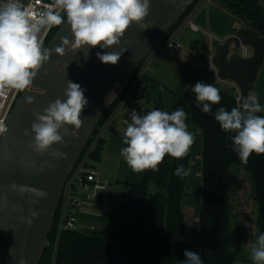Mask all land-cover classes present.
<instances>
[{
    "label": "trees",
    "instance_id": "1",
    "mask_svg": "<svg viewBox=\"0 0 264 264\" xmlns=\"http://www.w3.org/2000/svg\"><path fill=\"white\" fill-rule=\"evenodd\" d=\"M197 0L190 5L181 19L169 31L178 28L183 18L192 10ZM225 9L231 17L247 24L264 35V0H211ZM58 28L54 26L46 41ZM141 67V66H140ZM140 67L132 75L119 96L103 114L99 124L89 138L87 145L75 167L85 159L84 166L92 168L93 162L100 160L105 139L95 138L96 132L104 125L112 111L122 102L119 109L123 118L130 122L132 110L144 115L153 109L171 113L183 108L187 114L186 124L196 126L201 133V202L198 213L199 242H187L182 197L186 184L174 175L178 164L189 169L190 151L180 160L165 156L159 171L142 172L137 182L124 181L126 199L118 207L127 215L110 214L108 227H86L83 230L67 229L56 238V228L60 204L53 225L48 234L49 246L44 250L39 264H182L185 250L200 255L203 264H246L238 258L231 246V181L232 166L248 172L253 198L257 205V226L264 233V154L250 155L248 162L242 163L232 149L231 136L221 130L214 113L224 107L226 110L241 108L233 90L219 89L221 102L212 105V111L204 113L202 105L191 101V89L183 93L173 92L169 102L162 99L167 93L165 86H159L155 97L148 92L151 81L147 73H142L131 89V97L124 98ZM264 74V66L261 69ZM163 89V91H162ZM125 99V100H124ZM259 100V98H258ZM151 106L145 103L149 102ZM261 104V103H260ZM262 105V104H261ZM264 115V112L258 113ZM114 132V126H108ZM94 141L93 145L92 142ZM92 145V146H91ZM74 167V168H75ZM100 190L93 202V208L103 209ZM61 202V201H60Z\"/></svg>",
    "mask_w": 264,
    "mask_h": 264
},
{
    "label": "water",
    "instance_id": "2",
    "mask_svg": "<svg viewBox=\"0 0 264 264\" xmlns=\"http://www.w3.org/2000/svg\"><path fill=\"white\" fill-rule=\"evenodd\" d=\"M193 2L150 0L149 15L141 24H131L119 45L109 49L92 48L87 58V49L73 52L69 48L63 57L55 53L62 37L74 39L66 23L44 41V47L52 55L30 89L19 91L7 115V132L0 135V264H20L21 260L24 264H39L49 246L48 234L66 182L103 114ZM211 46L214 49L211 64L217 70V77L237 87V102L242 107L243 99L254 91L258 73L264 66V35L242 24L223 41L213 39ZM242 47H250L251 53L239 54ZM107 51L123 52L116 65L103 64L97 58V52ZM68 80L78 83L88 100L81 114L82 126L77 135L64 136V144L52 146L64 153L63 157L53 156L52 149L37 153L31 147L34 113L43 114L49 103L58 98L65 100ZM29 96L33 98L32 104L26 103ZM67 128L69 132L74 131L72 126ZM26 130L29 135L25 134ZM60 134L64 135L63 129ZM21 187L45 195L21 192Z\"/></svg>",
    "mask_w": 264,
    "mask_h": 264
},
{
    "label": "clouds",
    "instance_id": "3",
    "mask_svg": "<svg viewBox=\"0 0 264 264\" xmlns=\"http://www.w3.org/2000/svg\"><path fill=\"white\" fill-rule=\"evenodd\" d=\"M150 6V0H52L44 6V11L33 14L31 8L23 6L20 0H6L0 5V97L11 90L30 89L42 66L49 61L52 52L40 39L42 30L66 23L74 39L70 41L62 37L55 53L63 57L66 49L73 52L87 49V58L92 48L109 49L119 45L130 25L141 24L149 15ZM122 53L97 52L96 56L103 64L116 65ZM189 87L204 113L211 112L212 105L221 102L220 91L212 84L197 82ZM64 96L65 100L58 98L49 103L43 114L34 113L31 147L37 153L48 152L54 144H64V136L77 135L82 126V110L88 104L84 89L68 80ZM26 103L32 104L33 98L27 97ZM261 112H264V106L258 97L248 95L241 108L234 107L229 111L220 107L214 113L221 130L234 133L230 137L231 147L242 163L246 164L253 153L264 154V115H258ZM186 119L183 108L171 113L153 109L144 115L132 110L131 122L127 123L123 136L126 147L120 150L128 167L136 173L156 172L166 155L177 160L186 157L195 139L187 130ZM67 126H72L74 131L69 132ZM61 129L64 135L60 134ZM6 132V126L0 123V135ZM25 134L30 133L26 130ZM51 154L57 158L64 156L55 149ZM189 173L190 169L183 164H178L174 171V175L181 179ZM20 191L45 195L24 187ZM183 255L182 264H203L196 252L185 250ZM250 259L253 264H264V233L252 244ZM20 264L24 261L21 260Z\"/></svg>",
    "mask_w": 264,
    "mask_h": 264
},
{
    "label": "rangeland",
    "instance_id": "4",
    "mask_svg": "<svg viewBox=\"0 0 264 264\" xmlns=\"http://www.w3.org/2000/svg\"><path fill=\"white\" fill-rule=\"evenodd\" d=\"M188 18L197 26V31L190 29ZM240 25V20L231 17L225 9L211 0H197L178 28L169 32L165 40L161 41L145 58L124 98L131 97V89L140 75L145 72L151 77L148 86L151 98L156 96L159 86H165L168 89L167 93L162 95V99L169 102L173 92L183 93L191 89L189 86L203 82L223 90H231L233 87V93L238 99L237 87L230 81L220 80L217 77L216 68L211 65V55L214 53L211 41L213 39L223 41ZM173 38L180 45V49L176 50L168 46V42ZM247 49L248 52L252 51L250 47ZM238 52L242 54V48ZM250 95H256L264 106V74L261 70L258 73L255 89L250 92ZM191 101L197 104L193 92ZM145 104L151 106L150 101ZM121 105L122 102L112 111L95 135V138L102 136L105 139L100 160L92 163V169L98 173L99 179L107 182L106 188L100 192L104 200V208L100 210L92 206L90 213L79 214L76 230H83L86 227H108L110 224L107 219L110 214H118L120 218L127 217L118 207V203L125 200L127 196L124 181L137 182L142 173L133 172L120 155L121 148L126 147L123 144V136L127 126L122 122L123 112L118 113ZM110 124L114 126V132L109 131ZM187 130L195 139L190 151V173L186 178L181 203L185 221V239L187 242L198 243V213L202 187L201 133L193 125H189ZM93 143L94 141L92 145ZM231 169V246L237 252L238 258L253 263L250 259L251 247L260 235L257 226V205L253 198L248 172L243 169L234 170V166Z\"/></svg>",
    "mask_w": 264,
    "mask_h": 264
},
{
    "label": "built area",
    "instance_id": "5",
    "mask_svg": "<svg viewBox=\"0 0 264 264\" xmlns=\"http://www.w3.org/2000/svg\"><path fill=\"white\" fill-rule=\"evenodd\" d=\"M5 2L6 0H0V5ZM51 2L52 0H20V3L23 6L31 8L33 14L44 11V6ZM188 24L191 29L198 30L197 26L190 20L188 21ZM51 29L42 30L40 39L43 43L47 39ZM168 46L173 49H180V45L174 41H169ZM250 53L251 52H248L246 47H242L243 56H247ZM18 94V90H11L6 96L0 97V123H3L4 126H6L7 115ZM122 122L125 125L130 123L127 118H123ZM84 162L85 159L73 169L66 182L60 200L61 204L58 213L56 238L63 230H74L77 228L78 215L83 214V212H89V210L91 212L93 202L96 199L98 192L104 190L107 186V182L99 179L98 173L94 169L86 168Z\"/></svg>",
    "mask_w": 264,
    "mask_h": 264
},
{
    "label": "crops",
    "instance_id": "6",
    "mask_svg": "<svg viewBox=\"0 0 264 264\" xmlns=\"http://www.w3.org/2000/svg\"><path fill=\"white\" fill-rule=\"evenodd\" d=\"M188 21H189V18H188ZM188 21H187V22H188ZM190 21H191V20H190ZM190 29H191V28H190ZM191 30H192V31H197V30H194V29H191ZM175 34H176V33H175ZM170 41H174V42H176V41H175V38H173V39L170 40ZM176 50H177V49H176ZM213 54H214V53H213ZM213 54H212V55H213ZM212 55H211V57H212ZM211 65H212V64H211ZM212 66H213V65H212ZM213 67H214V66H213ZM209 68H211V67H209ZM216 71H217V70H216ZM226 83H227V82H226ZM228 83H229V82H228ZM231 85H232V84H231ZM228 86H229V85H228ZM232 86H233V85H232ZM232 90H234L233 87H232ZM244 261H246V260H244ZM245 263H246V264H253V263H251L250 261H246Z\"/></svg>",
    "mask_w": 264,
    "mask_h": 264
},
{
    "label": "flooded vegetation",
    "instance_id": "7",
    "mask_svg": "<svg viewBox=\"0 0 264 264\" xmlns=\"http://www.w3.org/2000/svg\"><path fill=\"white\" fill-rule=\"evenodd\" d=\"M52 28H53V27H52ZM50 31H51V30H50ZM234 32H235V31H233V33H230V35H228V36H231V35H233V34H234ZM228 36H227V37H228ZM227 37H226V38H227ZM247 48H248V47H247ZM247 50H248V49H247Z\"/></svg>",
    "mask_w": 264,
    "mask_h": 264
}]
</instances>
